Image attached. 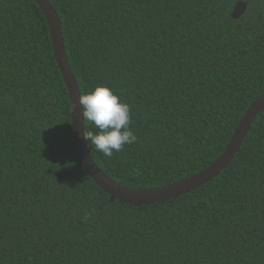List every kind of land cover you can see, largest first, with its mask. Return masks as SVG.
I'll list each match as a JSON object with an SVG mask.
<instances>
[{
	"label": "trees",
	"instance_id": "obj_1",
	"mask_svg": "<svg viewBox=\"0 0 264 264\" xmlns=\"http://www.w3.org/2000/svg\"><path fill=\"white\" fill-rule=\"evenodd\" d=\"M49 2L80 95L107 85L130 106L135 144L106 157L86 140L121 186L202 171L264 93V0ZM0 264H264V111L211 182L150 206L110 201L77 161L42 11L0 0Z\"/></svg>",
	"mask_w": 264,
	"mask_h": 264
},
{
	"label": "water",
	"instance_id": "obj_2",
	"mask_svg": "<svg viewBox=\"0 0 264 264\" xmlns=\"http://www.w3.org/2000/svg\"><path fill=\"white\" fill-rule=\"evenodd\" d=\"M42 11L49 30L53 57L67 89L71 107L72 140L77 161L85 174L104 192L110 201H118L135 207L150 206L175 199L211 182L230 164L239 152L257 116L264 111V93L256 98L239 120L232 137L220 156L202 171L173 184L149 190H131L109 179L90 157L87 142L83 138L85 126L82 106L79 104V89L68 65L61 24L49 0H31ZM247 2L238 1L231 18L239 19L246 11Z\"/></svg>",
	"mask_w": 264,
	"mask_h": 264
},
{
	"label": "clouds",
	"instance_id": "obj_3",
	"mask_svg": "<svg viewBox=\"0 0 264 264\" xmlns=\"http://www.w3.org/2000/svg\"><path fill=\"white\" fill-rule=\"evenodd\" d=\"M83 122L87 121L96 131H85L83 138L97 152L111 157L125 145L137 142L131 130L132 112L130 106L107 85L96 86L92 91L79 96Z\"/></svg>",
	"mask_w": 264,
	"mask_h": 264
}]
</instances>
